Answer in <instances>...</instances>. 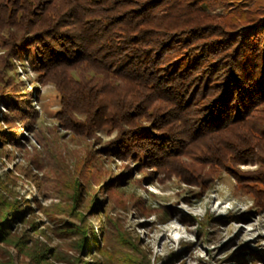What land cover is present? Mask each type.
Wrapping results in <instances>:
<instances>
[{
	"label": "trees",
	"instance_id": "trees-1",
	"mask_svg": "<svg viewBox=\"0 0 264 264\" xmlns=\"http://www.w3.org/2000/svg\"><path fill=\"white\" fill-rule=\"evenodd\" d=\"M0 40V152L35 133L38 88L16 62L30 52L60 93L59 125L83 141L68 152L43 133L32 152L63 181L64 212L76 219L63 229L77 253L40 243L32 206L10 198L0 176V264L18 254L26 264H144L119 221L88 220L106 214L94 185L108 196L136 171L206 184L229 169L264 213V0H0ZM117 159L126 170L105 164ZM248 162L258 165L240 168ZM97 176L105 184L92 185Z\"/></svg>",
	"mask_w": 264,
	"mask_h": 264
},
{
	"label": "rangeland",
	"instance_id": "rangeland-1",
	"mask_svg": "<svg viewBox=\"0 0 264 264\" xmlns=\"http://www.w3.org/2000/svg\"><path fill=\"white\" fill-rule=\"evenodd\" d=\"M16 62L27 89L38 88L37 96H32L38 117L34 122L35 133L25 131L24 147L5 144L0 152V176L10 198L28 200L26 203L32 206L31 218L43 230L34 235L38 241L74 256L77 252L73 239L63 227L66 228L67 221L76 219L64 212L68 197L62 193L63 181L56 178L57 174L50 177L37 168L32 152L34 146L42 151L37 136L43 133L54 141L60 138L68 152L78 149L83 141L59 125L56 114L61 106L60 93L55 83L40 78L33 54H21ZM99 134L103 140L113 136L105 129ZM105 164H110L114 172L126 170L118 159L107 160ZM257 165L248 162L240 164V168L253 169ZM142 176V172H134L121 187L109 191L108 196L98 184L94 185L105 184L102 176L94 178L93 192L98 191L99 199L105 200L107 216L103 212L91 214L90 224L97 228L110 219L119 221L146 252L144 264H264V257L255 256L256 252L264 255V213L256 211L252 194L238 183L235 173L222 169L219 176L206 184H190L176 175L163 178L155 173L146 179ZM4 247L17 254L15 248ZM25 261L26 257L18 254V264H26ZM54 264L73 263L54 259Z\"/></svg>",
	"mask_w": 264,
	"mask_h": 264
}]
</instances>
